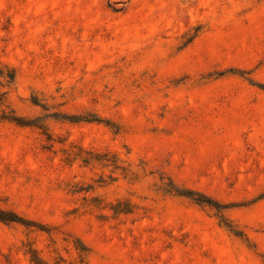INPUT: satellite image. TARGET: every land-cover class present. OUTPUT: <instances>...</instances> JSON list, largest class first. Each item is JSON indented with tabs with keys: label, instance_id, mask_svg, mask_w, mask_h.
I'll use <instances>...</instances> for the list:
<instances>
[{
	"label": "rangeland",
	"instance_id": "1",
	"mask_svg": "<svg viewBox=\"0 0 264 264\" xmlns=\"http://www.w3.org/2000/svg\"><path fill=\"white\" fill-rule=\"evenodd\" d=\"M0 215V264H264V0H0Z\"/></svg>",
	"mask_w": 264,
	"mask_h": 264
},
{
	"label": "trees",
	"instance_id": "2",
	"mask_svg": "<svg viewBox=\"0 0 264 264\" xmlns=\"http://www.w3.org/2000/svg\"><path fill=\"white\" fill-rule=\"evenodd\" d=\"M0 218L1 219H5L4 217H2L1 215H0ZM6 220V219H5ZM10 221H14V219H10Z\"/></svg>",
	"mask_w": 264,
	"mask_h": 264
}]
</instances>
